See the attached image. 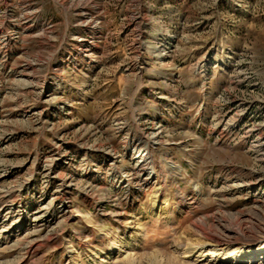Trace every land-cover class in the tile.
I'll use <instances>...</instances> for the list:
<instances>
[{
  "label": "rangeland",
  "instance_id": "1",
  "mask_svg": "<svg viewBox=\"0 0 264 264\" xmlns=\"http://www.w3.org/2000/svg\"><path fill=\"white\" fill-rule=\"evenodd\" d=\"M249 257L264 0H0V264Z\"/></svg>",
  "mask_w": 264,
  "mask_h": 264
},
{
  "label": "bare ground",
  "instance_id": "2",
  "mask_svg": "<svg viewBox=\"0 0 264 264\" xmlns=\"http://www.w3.org/2000/svg\"><path fill=\"white\" fill-rule=\"evenodd\" d=\"M148 150V149H147ZM137 151H139V150H137ZM145 152V151H144ZM144 154V153H143ZM140 158H141V156H140ZM140 160V159H139ZM155 174V173H154ZM146 179V178H145ZM148 179V178H147ZM262 250H261V248H257L256 250H254L253 252H252V254H257V253H259V252H261ZM203 256V255H202ZM245 262V264H250L251 263V258L249 257V258H247V259H245L244 260Z\"/></svg>",
  "mask_w": 264,
  "mask_h": 264
}]
</instances>
